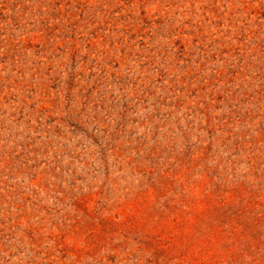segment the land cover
<instances>
[{
	"label": "rangeland",
	"instance_id": "374dc122",
	"mask_svg": "<svg viewBox=\"0 0 264 264\" xmlns=\"http://www.w3.org/2000/svg\"><path fill=\"white\" fill-rule=\"evenodd\" d=\"M0 264H264V0H0Z\"/></svg>",
	"mask_w": 264,
	"mask_h": 264
}]
</instances>
